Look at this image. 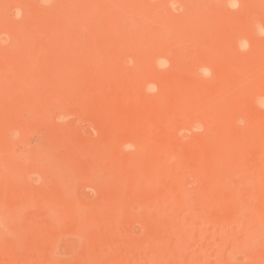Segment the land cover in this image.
Masks as SVG:
<instances>
[{
	"label": "rangeland",
	"instance_id": "rangeland-1",
	"mask_svg": "<svg viewBox=\"0 0 264 264\" xmlns=\"http://www.w3.org/2000/svg\"><path fill=\"white\" fill-rule=\"evenodd\" d=\"M261 32L264 0H0V264H264Z\"/></svg>",
	"mask_w": 264,
	"mask_h": 264
},
{
	"label": "clouds",
	"instance_id": "clouds-1",
	"mask_svg": "<svg viewBox=\"0 0 264 264\" xmlns=\"http://www.w3.org/2000/svg\"><path fill=\"white\" fill-rule=\"evenodd\" d=\"M230 3L234 8L238 6V0H230ZM261 35H264V32H261ZM202 74H204L205 76L210 75L211 74L210 69H203Z\"/></svg>",
	"mask_w": 264,
	"mask_h": 264
}]
</instances>
